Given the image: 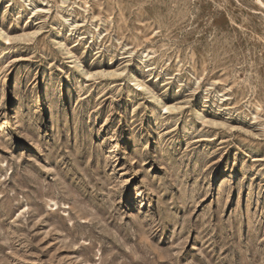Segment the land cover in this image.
I'll return each instance as SVG.
<instances>
[{"label": "rangeland", "instance_id": "rangeland-1", "mask_svg": "<svg viewBox=\"0 0 264 264\" xmlns=\"http://www.w3.org/2000/svg\"><path fill=\"white\" fill-rule=\"evenodd\" d=\"M0 264H264V0H0Z\"/></svg>", "mask_w": 264, "mask_h": 264}]
</instances>
